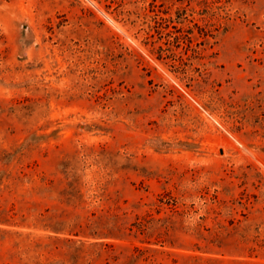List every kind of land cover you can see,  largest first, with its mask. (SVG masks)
<instances>
[{"label":"rangeland","instance_id":"obj_1","mask_svg":"<svg viewBox=\"0 0 264 264\" xmlns=\"http://www.w3.org/2000/svg\"><path fill=\"white\" fill-rule=\"evenodd\" d=\"M0 264H264V0H0Z\"/></svg>","mask_w":264,"mask_h":264}]
</instances>
